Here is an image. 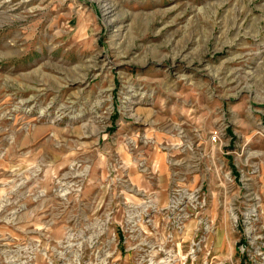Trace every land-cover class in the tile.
I'll list each match as a JSON object with an SVG mask.
<instances>
[{"label": "rangeland", "instance_id": "1", "mask_svg": "<svg viewBox=\"0 0 264 264\" xmlns=\"http://www.w3.org/2000/svg\"><path fill=\"white\" fill-rule=\"evenodd\" d=\"M0 264H264V0H0Z\"/></svg>", "mask_w": 264, "mask_h": 264}, {"label": "bare ground", "instance_id": "2", "mask_svg": "<svg viewBox=\"0 0 264 264\" xmlns=\"http://www.w3.org/2000/svg\"><path fill=\"white\" fill-rule=\"evenodd\" d=\"M112 7H113V5L111 4V5H109L108 7L105 8L106 14L108 13V11L111 10ZM109 13H111V12H109Z\"/></svg>", "mask_w": 264, "mask_h": 264}]
</instances>
